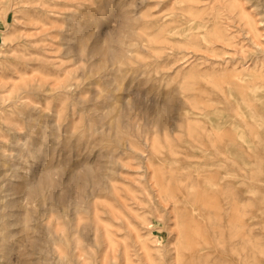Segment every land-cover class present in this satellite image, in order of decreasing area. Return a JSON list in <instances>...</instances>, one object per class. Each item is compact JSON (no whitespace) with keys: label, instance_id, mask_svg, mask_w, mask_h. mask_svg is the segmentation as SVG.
Returning a JSON list of instances; mask_svg holds the SVG:
<instances>
[{"label":"rangeland","instance_id":"obj_1","mask_svg":"<svg viewBox=\"0 0 264 264\" xmlns=\"http://www.w3.org/2000/svg\"><path fill=\"white\" fill-rule=\"evenodd\" d=\"M0 264H264V0H0Z\"/></svg>","mask_w":264,"mask_h":264}]
</instances>
